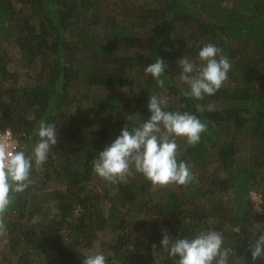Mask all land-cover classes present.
Returning <instances> with one entry per match:
<instances>
[{"label":"trees","instance_id":"16d2710c","mask_svg":"<svg viewBox=\"0 0 264 264\" xmlns=\"http://www.w3.org/2000/svg\"><path fill=\"white\" fill-rule=\"evenodd\" d=\"M205 43L232 69L196 100L182 95L176 62L199 63ZM157 57L168 65L163 88L143 71ZM150 95L207 125L194 146L176 138L194 177L186 186L154 187L134 167L118 183L93 172L125 125L150 118ZM42 119L58 142L33 162L29 187L10 193L0 264H83L90 250L108 264H175L161 249L164 229L222 232L229 264H264L249 251L264 233V0H0V129L31 155Z\"/></svg>","mask_w":264,"mask_h":264},{"label":"clouds","instance_id":"9594fccd","mask_svg":"<svg viewBox=\"0 0 264 264\" xmlns=\"http://www.w3.org/2000/svg\"><path fill=\"white\" fill-rule=\"evenodd\" d=\"M197 60L199 63L183 56L176 63L181 69L179 80L187 85V90L182 89V95L202 100L223 86L232 63L214 43L203 44ZM167 67L166 62L157 57L155 63L144 67L143 71L163 88L161 77ZM167 103L166 97L150 95L147 104L150 118L130 130L125 125L119 136L93 161V172L99 178L110 183L123 182L133 175L134 167L135 173L142 174L154 187L186 186L193 180L187 163L178 162L176 138H184L188 145L194 146L207 131V125L192 113L166 111ZM201 110L198 105L197 111ZM208 110H212V105ZM33 135L39 139L31 155L25 150H16L6 137L0 135V237L7 235L5 214L12 203L10 193L20 194L29 187L33 162L37 166L43 165L58 142L55 125L43 119ZM223 243V233L213 229L201 231L192 238H173L164 229L160 241L161 249L175 264H229L233 249L224 248ZM249 251L253 261L264 257V233L255 239ZM83 264H108V258L98 251L87 255Z\"/></svg>","mask_w":264,"mask_h":264},{"label":"rangeland","instance_id":"374dc122","mask_svg":"<svg viewBox=\"0 0 264 264\" xmlns=\"http://www.w3.org/2000/svg\"><path fill=\"white\" fill-rule=\"evenodd\" d=\"M250 199L253 203V212H256L259 210V205H260V195L258 192L254 191V190H251L250 193ZM252 220V219H251ZM249 220L248 223L252 225V227H254V229H260V225L258 224H253V222ZM91 254H93V251L90 250L89 251Z\"/></svg>","mask_w":264,"mask_h":264},{"label":"built area","instance_id":"2783aa9c","mask_svg":"<svg viewBox=\"0 0 264 264\" xmlns=\"http://www.w3.org/2000/svg\"><path fill=\"white\" fill-rule=\"evenodd\" d=\"M0 135L6 137L9 143L13 144L15 146V149L18 150L19 141L10 129L8 128L0 129Z\"/></svg>","mask_w":264,"mask_h":264}]
</instances>
